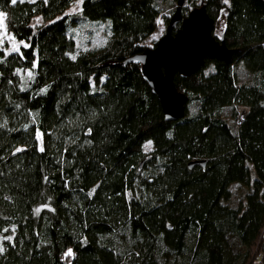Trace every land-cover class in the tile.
<instances>
[{"label": "trees", "instance_id": "1", "mask_svg": "<svg viewBox=\"0 0 264 264\" xmlns=\"http://www.w3.org/2000/svg\"><path fill=\"white\" fill-rule=\"evenodd\" d=\"M74 1L0 0V264H264V0L182 5L238 52L175 76L172 121L131 59L178 0Z\"/></svg>", "mask_w": 264, "mask_h": 264}, {"label": "water", "instance_id": "2", "mask_svg": "<svg viewBox=\"0 0 264 264\" xmlns=\"http://www.w3.org/2000/svg\"><path fill=\"white\" fill-rule=\"evenodd\" d=\"M184 2L177 1L166 32L155 46L131 59L142 65L144 80L160 102L165 119L170 121L184 116L188 99L175 86V76H190L204 65L206 59L229 63L238 52V49L226 44L223 34L218 38L213 34L215 19L208 14L205 6L194 7L182 20ZM180 21V28L174 31ZM195 164L204 166L205 160L191 161L189 166Z\"/></svg>", "mask_w": 264, "mask_h": 264}, {"label": "rangeland", "instance_id": "3", "mask_svg": "<svg viewBox=\"0 0 264 264\" xmlns=\"http://www.w3.org/2000/svg\"><path fill=\"white\" fill-rule=\"evenodd\" d=\"M81 0H75L66 10L65 12H76L79 10ZM197 4H201L203 0H193ZM189 1L185 0L184 6H188ZM162 13L158 17V25L157 30L145 41V44L148 46H153L154 43H156L166 32L167 28V21L166 18H169L170 14L168 11V8L165 5H162ZM2 12V11H0ZM4 13V12H2ZM214 19H215V27L213 34L215 36H220L221 33H223V30L225 28V20H226V12L225 10H215L212 12ZM36 23H41L43 21V18L41 16H35L33 19ZM32 20V21H33ZM0 44L2 47H4L6 52L16 51L19 49L21 45L27 46L25 43H19L13 39L10 33L7 32L6 26H5V13H4V19L3 22L0 23ZM15 49V50H13ZM242 110V107L239 109ZM244 110V109H243ZM38 140L40 141V136L38 134ZM149 147V144H146L145 148L147 149ZM232 197L229 199V203L231 205H238L242 198L243 194L246 190V188L243 185L240 184H232Z\"/></svg>", "mask_w": 264, "mask_h": 264}, {"label": "snow or ice", "instance_id": "4", "mask_svg": "<svg viewBox=\"0 0 264 264\" xmlns=\"http://www.w3.org/2000/svg\"><path fill=\"white\" fill-rule=\"evenodd\" d=\"M16 2H17V0H12V3H16ZM81 2H82V0H81ZM225 2L227 3V0H225ZM3 19H4V13L0 12V23L3 22ZM0 42H2V41H0ZM13 50H15V49H13ZM73 58H74V57H73ZM31 76H32V73L29 72V73H28V77L31 78ZM150 143H151V142H149V144H150ZM17 151H20V149H17ZM37 211H39V209H37ZM0 251H3V249L0 248ZM70 251H71V250H69V254H70Z\"/></svg>", "mask_w": 264, "mask_h": 264}, {"label": "flooded vegetation", "instance_id": "5", "mask_svg": "<svg viewBox=\"0 0 264 264\" xmlns=\"http://www.w3.org/2000/svg\"><path fill=\"white\" fill-rule=\"evenodd\" d=\"M220 35H222V33ZM216 37L218 38L219 36H216Z\"/></svg>", "mask_w": 264, "mask_h": 264}]
</instances>
